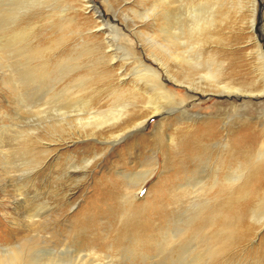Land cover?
Masks as SVG:
<instances>
[{
	"label": "rangeland",
	"instance_id": "obj_1",
	"mask_svg": "<svg viewBox=\"0 0 264 264\" xmlns=\"http://www.w3.org/2000/svg\"><path fill=\"white\" fill-rule=\"evenodd\" d=\"M9 2L0 0L3 10L5 3L13 7ZM31 2L18 7L14 21L0 14V243L31 238L37 246L34 253L40 254L47 247L67 244L81 251V257L90 254L91 260L106 262L110 256L114 264H197L200 252L218 248L228 264H264V161L258 165L252 158L236 165L244 172L258 166L260 170L251 186L237 193L234 211H226L225 199L215 197L201 222L188 220L180 217V206L171 199L184 183L181 169L194 170L189 137L182 134L187 133L186 123L176 130L181 113L170 112L163 121L153 117L143 130L132 133L128 130L133 123L149 113L143 108L146 95L134 106L128 102V116L122 121L99 129L76 130L67 122L70 118L63 121L53 112L42 115L30 106L41 104L52 88H74L86 91L90 111H109L116 106L112 90L132 94L137 73L148 67L166 73L155 61V55L163 58L154 39L160 40L170 22L166 17L176 7L185 14L186 8L199 4L215 17L209 32L214 40L203 45L205 53L224 63L223 73L236 74L233 83L241 89L261 90L264 0ZM45 63L48 76L39 78L34 72ZM170 65V73H182ZM139 88L144 91V83ZM169 89L186 99L182 87L171 84ZM209 99L191 107L194 117H206L218 102L232 101ZM248 102L252 106L246 108ZM236 104L240 121L250 122L260 134L252 153L258 155L264 142V97ZM166 135L176 136L177 147H170ZM156 149L159 164L135 197L136 189H128L130 180L124 176L132 178L134 186L144 179L154 168L149 164ZM222 217L231 224L228 230ZM223 230L226 235L220 237Z\"/></svg>",
	"mask_w": 264,
	"mask_h": 264
},
{
	"label": "bare ground",
	"instance_id": "obj_2",
	"mask_svg": "<svg viewBox=\"0 0 264 264\" xmlns=\"http://www.w3.org/2000/svg\"><path fill=\"white\" fill-rule=\"evenodd\" d=\"M11 1L9 3L13 7L10 8L9 4L5 3L4 6L7 9L4 8L3 10L2 6H0V14L4 12L7 15H11L10 20L12 21L13 19L14 21L18 7L25 8L27 4H30L31 0H16L15 4ZM200 5L185 7V14L177 7H174L175 12L170 13L166 17L170 22L161 31L162 37L159 38L160 40L154 39L156 49L163 58V61H161L155 55V61L159 63L160 68L166 70V73H157L151 67H148V70L144 73H137L133 76L136 77V81L134 80L135 82H133L134 89L131 92L133 95L122 88L112 90L111 95L114 97L116 106L109 111H90L92 100L86 91H78L74 88L62 90L52 88L42 96L41 104H31L30 106L42 115L53 112L56 118H62L63 121L70 118L67 122L70 127L74 126L76 130L78 128L86 130L90 127L99 129L122 121L124 117L128 116V108L131 105L128 102H132L134 106L141 94L142 96L146 95L147 102L143 108L147 109L148 111L146 112L149 113L133 123V126L128 130L129 132L132 131V133L135 132L134 130H143L153 117H159L163 121L170 118V112L181 113L176 130L186 123L187 133L182 134L189 137V147L193 155V162L190 164L194 170L192 171V168L189 170V166L180 168L184 183L177 186L176 191L172 193L171 199L174 197V203L178 204V207L180 206L181 218L184 217L188 220L200 219L201 222L212 198H224L226 211H234L237 193L248 189L251 186L252 179L259 173V166L245 172L241 167H236V165L242 163L241 161L250 162L252 158L258 165L264 161V142L260 145L262 150L258 151V155L252 156L253 151L260 142L258 140L260 134L257 135L254 125L250 122L240 121V110L236 101L245 98H262L264 97V88L261 90H252V88H247L248 90L241 89L233 83V78L237 75L223 73L224 63L220 62L217 56L205 53L203 45L207 44L209 39L210 41L214 40L209 32L211 33L213 29L215 17L204 12ZM17 34L22 35V33ZM34 53L39 52L36 51ZM260 58L264 66V55L262 52ZM171 63H174L176 69L182 73H170ZM36 68L37 70L34 73H40L41 75L37 74L39 78L46 77L48 73V65L46 63ZM262 74L264 78V73ZM142 83H144V91L139 88ZM171 84L176 87H182L187 93L186 99H180L178 91L176 93L172 92L169 89ZM215 96L232 101L218 102L211 107L212 111L210 110V115L208 114L206 117H194L191 107L198 102L205 103L207 99L210 100L209 98ZM251 103H246V108L252 106ZM70 114L76 115L71 117L69 116ZM51 116L53 117V114ZM72 123L74 124L72 125ZM60 124L63 126L62 123ZM192 128H194L193 131L191 130ZM262 133L264 134V130ZM165 141L170 147H177L176 136L166 135ZM158 143L159 141L156 140L154 144L156 148L161 147ZM156 150L153 152L152 157L150 156L151 164H149L154 168L146 173L144 179L138 180L134 186L131 183L132 178L124 176L125 179L130 180L128 189H136L135 197H138V193H140L159 164V156L157 155L159 150ZM7 152L9 153V151ZM166 157H168V153ZM188 159H190V156ZM188 162H191V160ZM87 163L91 162L87 161ZM148 174L151 175L149 176ZM262 174H264V169H262ZM135 177L138 178L139 175L135 174ZM172 181H174V178L173 180L170 178V182ZM163 191V188H161L160 203H163ZM134 196L130 200L131 205L134 204ZM222 220L226 224V230H228L231 225L228 222V218L222 217ZM182 232L185 231L182 230ZM225 233L226 231L223 230L219 234L220 237H223ZM229 233L228 235H230ZM44 244L45 246H50V243L47 245V242H45ZM35 247L37 246L34 245V241L31 238H20V240L10 245L0 243V264H114L113 260H110V256L107 257L109 260L106 262L101 258L91 260L90 254L81 257V251L72 250L67 244L63 248L57 245L47 247V250L42 254L34 253ZM184 252L183 255H186L188 250L184 249ZM174 253H172L171 257L167 256V259H172ZM221 255L222 253L218 248L215 251L204 250L199 253L196 262L197 264H209L211 262L213 264H228L225 259L221 258ZM190 256H192L191 252ZM215 260L216 263H214ZM183 263L181 260L178 261V264Z\"/></svg>",
	"mask_w": 264,
	"mask_h": 264
}]
</instances>
